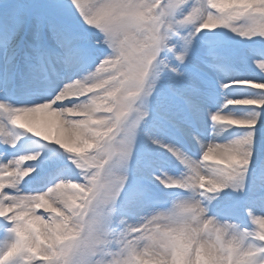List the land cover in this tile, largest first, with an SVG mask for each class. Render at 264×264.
<instances>
[{
	"label": "snow or ice",
	"instance_id": "obj_1",
	"mask_svg": "<svg viewBox=\"0 0 264 264\" xmlns=\"http://www.w3.org/2000/svg\"><path fill=\"white\" fill-rule=\"evenodd\" d=\"M0 264H264V0H0Z\"/></svg>",
	"mask_w": 264,
	"mask_h": 264
}]
</instances>
